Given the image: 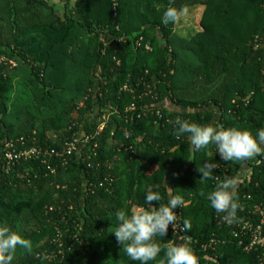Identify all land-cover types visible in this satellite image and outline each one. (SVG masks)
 <instances>
[{"label": "trees", "instance_id": "obj_1", "mask_svg": "<svg viewBox=\"0 0 264 264\" xmlns=\"http://www.w3.org/2000/svg\"><path fill=\"white\" fill-rule=\"evenodd\" d=\"M198 4L189 37L162 23L167 8ZM176 118L264 129V0H0V226L32 243L12 264H139L116 242L115 212L158 207L145 204L156 185L162 204L184 198L174 211L199 264H264L243 228L261 219L264 154L194 152ZM11 140L41 153L8 163ZM206 164L213 179L200 182ZM241 171L225 218L207 194Z\"/></svg>", "mask_w": 264, "mask_h": 264}, {"label": "clouds", "instance_id": "obj_2", "mask_svg": "<svg viewBox=\"0 0 264 264\" xmlns=\"http://www.w3.org/2000/svg\"><path fill=\"white\" fill-rule=\"evenodd\" d=\"M187 9L167 8L163 13L162 23L176 24L186 15ZM174 134L176 136H187L194 152L207 149L214 145L219 153L220 160L224 162H240L255 158L264 154V129H259L255 134L248 130H241L238 127H212L201 126L186 119L176 118L173 122ZM216 168L215 164H206L198 168L200 173L199 181L213 179L211 172ZM237 184L235 178L225 179L216 184L214 191L207 194L210 206L217 214L224 213L225 218H234L239 205L234 197V188ZM157 190H147L145 204L152 205L157 202L158 207L149 210L135 208L129 214L124 210L115 212L117 225L112 233L117 244L123 245V251L128 258L139 264H150L157 256L164 252V258L159 264H199L198 257L191 248L185 245L170 243L163 248L155 240V237H165L169 226L177 230V214L174 211L177 207L183 208L185 200L181 195L169 196L166 204L160 203L162 196ZM204 195V193H201ZM192 224L184 220L179 231H190ZM17 248L27 252L32 251V243L8 226H0V264H12Z\"/></svg>", "mask_w": 264, "mask_h": 264}, {"label": "built area", "instance_id": "obj_3", "mask_svg": "<svg viewBox=\"0 0 264 264\" xmlns=\"http://www.w3.org/2000/svg\"><path fill=\"white\" fill-rule=\"evenodd\" d=\"M146 49H150L149 45H146ZM3 58V57H2ZM23 138H19L17 141H22ZM75 145L73 142H70L69 146L66 147V151L70 152L74 149ZM41 153V150L38 147H16L15 143L11 140L5 144V158L8 163L14 158H29L31 156H38ZM59 154V152L51 151V154ZM260 209V206H257ZM264 208V206H263ZM263 208L260 209L261 219L258 223H250L245 224L243 228L247 231L246 233L249 236V240L247 244H244V249L251 251L260 249L262 250L261 261H264V212ZM177 214V230L174 231L172 226H169L168 231L175 236V240L173 243L178 245L187 246L191 242V238L187 235L186 231L181 232L179 228L183 223V216L181 210L175 211ZM207 264V262L205 263Z\"/></svg>", "mask_w": 264, "mask_h": 264}, {"label": "crops", "instance_id": "obj_4", "mask_svg": "<svg viewBox=\"0 0 264 264\" xmlns=\"http://www.w3.org/2000/svg\"><path fill=\"white\" fill-rule=\"evenodd\" d=\"M199 5V4H198ZM200 6H203L202 7H195L194 8V11L193 12H190L187 10V13L186 15H183L181 17V20L175 24V27H174V30L181 36V37H189L190 35L194 34L195 32L201 30V27H200V23H199V29L196 30L195 32L191 33L189 32L188 33V28L191 26V18H193V15L197 14V13H200L201 11V15L205 9L204 5H200ZM185 9V8H184ZM201 17V16H200ZM183 20V21H182ZM182 29V30H181ZM181 32V33H180ZM246 174V173H245Z\"/></svg>", "mask_w": 264, "mask_h": 264}, {"label": "rangeland", "instance_id": "obj_5", "mask_svg": "<svg viewBox=\"0 0 264 264\" xmlns=\"http://www.w3.org/2000/svg\"><path fill=\"white\" fill-rule=\"evenodd\" d=\"M198 6L203 8V6H200V5H192V6L190 5V6H187L185 9H187L190 12H193L194 11V8L195 7H198ZM200 16H201V11H200V13H197V14L193 15V18H191V22H192L191 23V26L188 28V30H189L188 33L189 32L193 33V32H195L196 30L199 29ZM244 177H245V173L243 171H241L239 173V176H238L237 181L242 180ZM237 184H236L235 188L237 187Z\"/></svg>", "mask_w": 264, "mask_h": 264}]
</instances>
